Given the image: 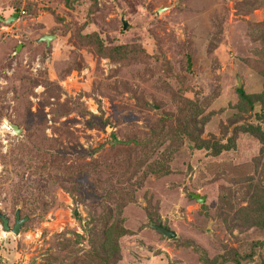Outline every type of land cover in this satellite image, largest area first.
Segmentation results:
<instances>
[{"label": "rangeland", "instance_id": "1", "mask_svg": "<svg viewBox=\"0 0 264 264\" xmlns=\"http://www.w3.org/2000/svg\"><path fill=\"white\" fill-rule=\"evenodd\" d=\"M236 1L0 0V123L20 128L0 136V211L9 226L17 208L28 216L16 234L0 220V264H68L85 250L100 234L93 220L104 204L117 215V204L102 195L124 178L120 163L135 160L153 134L176 129L188 101L206 103L201 139L223 138L229 119L253 115L239 109L236 76L246 94L263 87L256 66L264 50L252 25L264 21V6L239 13ZM92 32L105 47L141 48L139 61L99 54L83 38ZM42 34L53 35L48 45ZM174 132L121 184L133 199L121 210L127 233L118 238L116 264H264V244H253L264 227L231 218L248 202L238 190L243 181L229 180L260 156V144L240 134L233 149L213 155ZM16 137L37 146L11 153ZM35 151L77 168L59 176L66 181H46L44 206L12 198L39 160ZM251 178L264 185L262 176ZM159 222L174 235L152 225Z\"/></svg>", "mask_w": 264, "mask_h": 264}, {"label": "trees", "instance_id": "2", "mask_svg": "<svg viewBox=\"0 0 264 264\" xmlns=\"http://www.w3.org/2000/svg\"><path fill=\"white\" fill-rule=\"evenodd\" d=\"M264 6V0H241L236 1V8L239 13H249L252 9L259 6ZM264 22V21H263ZM259 22L257 25H252L257 31H255V40L262 44L264 50V23ZM88 41L93 42L99 54L109 55L112 59L119 60L120 63H127L131 56L135 57L136 60L141 55H136L138 51L143 52V50L136 46H129L126 48L124 45L115 44L110 47H105L103 42L96 37V33L92 32L89 35H84ZM139 53V54H140ZM259 57L261 58V65L256 66V71L263 75V87L259 92L253 94H246L241 88L236 89L239 93V109L244 113L248 109L253 112V115L248 117L242 115L241 117L235 116L228 120L229 126L227 131H225L223 138H216L214 136L207 137L204 139L199 138V133H201L202 125L204 123V116L200 119L204 112L206 103L203 102H193L188 101L185 105L186 111L181 114L182 118L176 125L179 130L184 134L188 135L191 140L194 141L195 147L198 149H208V151L217 155L223 150L233 149L236 145L237 136L240 134H246L251 136L253 139L257 140L260 144V156L255 157L253 161L249 162L245 166V171L237 178H231V182L243 181L239 186V191L245 195L248 204L236 208L233 211L232 219L234 221L238 220L247 224V222H254L260 227H264V185H261V181L251 178L253 174L257 176H262L264 178V54L260 50L257 51ZM122 84V83H121ZM145 107L147 102H144ZM198 117V118H197ZM175 125L169 126L168 130L159 135L153 134L152 139L148 143H140L139 152H137L136 159L129 155V157L120 163L119 168L124 173V178L116 177V182L108 189L102 197L110 202H115L117 208V215L113 218L114 206L111 207L109 204H104V213L94 217L93 222H98L102 224V229L96 238H90L86 244L85 250H80V254H73V259H70L68 264H116L120 260L121 255L119 254L118 238L127 233V229L122 223V207L133 198L131 196V190L126 189L122 183H127L130 177L138 173L144 164H148L149 158L152 153L157 150L161 144V140L164 139L165 133L171 136L174 134ZM166 138V137H165ZM25 138L16 137V144L13 147L11 153L24 154L27 152H33V148L37 144L29 145L28 142L24 140ZM149 144V147L147 145ZM33 145L35 147H33ZM33 147V148H32ZM44 148V147H43ZM45 150V148H44ZM35 153V159L39 157L38 162L30 168L28 176L21 181L20 185L17 186V190L14 192L12 198L18 204H26L29 201L39 202L44 206L48 201H46L42 194V188H44L46 181H55L60 183L68 180L69 178H62L59 176L69 177L73 175L76 171L74 167L63 160L54 159V155L51 151L46 153L40 152V154ZM15 164V163H14ZM79 170L86 169L84 166L78 168ZM152 170V168H150ZM15 175L20 173L15 171ZM22 175L20 178H22ZM126 177V178H125ZM32 178V179H31ZM40 179L42 181H40ZM46 179V180H45ZM231 208V207H230ZM21 212V208H20ZM254 245L261 246L264 244V237L262 241L256 240ZM243 257L252 259V252ZM242 257V258H243ZM225 261L223 257L221 262ZM234 261H239V259H234ZM214 260L208 262L207 264H214Z\"/></svg>", "mask_w": 264, "mask_h": 264}, {"label": "water", "instance_id": "3", "mask_svg": "<svg viewBox=\"0 0 264 264\" xmlns=\"http://www.w3.org/2000/svg\"><path fill=\"white\" fill-rule=\"evenodd\" d=\"M16 17V12H13L9 18H5L4 20H6L7 22L10 21L11 19ZM121 21H122V28L125 27V22L123 21V18L121 17ZM53 35L52 34H42L39 36L38 40H44L46 45L49 44V41L51 39ZM241 83H239L238 77L236 76V87L240 88ZM8 121V120H7ZM9 125L11 126V129L16 133L19 134L20 132V128H18L15 124L9 122ZM194 197L202 202L203 198H199V196L194 195ZM0 220H1V225L3 228H5L7 231H11L12 233L16 234L19 229L21 228V226L23 225V223L28 220V216L25 215L22 218H20V208H17L15 210V218H14V224L12 226H9V217L6 216L4 213H2L0 211ZM152 225L154 227H156L159 231H161L162 234L167 235V236H172L174 235V231H172L170 228H168L167 226L163 225L161 222L159 223H152Z\"/></svg>", "mask_w": 264, "mask_h": 264}, {"label": "clouds", "instance_id": "4", "mask_svg": "<svg viewBox=\"0 0 264 264\" xmlns=\"http://www.w3.org/2000/svg\"><path fill=\"white\" fill-rule=\"evenodd\" d=\"M4 130L13 131L7 120H4L2 123H0V136H2ZM15 134L16 133L13 131V135Z\"/></svg>", "mask_w": 264, "mask_h": 264}, {"label": "flooded vegetation", "instance_id": "5", "mask_svg": "<svg viewBox=\"0 0 264 264\" xmlns=\"http://www.w3.org/2000/svg\"><path fill=\"white\" fill-rule=\"evenodd\" d=\"M38 38H39V37H38ZM22 217H23V216H22ZM22 217L20 216V218H22ZM14 218H15V214H14ZM13 224H14V221H13L12 225H13ZM23 224H24V223H23ZM12 225H11V226H12Z\"/></svg>", "mask_w": 264, "mask_h": 264}]
</instances>
